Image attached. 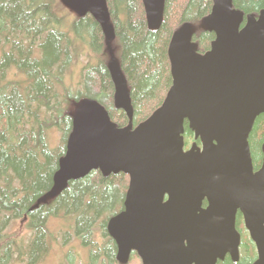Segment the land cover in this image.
Listing matches in <instances>:
<instances>
[{
  "label": "water",
  "instance_id": "1",
  "mask_svg": "<svg viewBox=\"0 0 264 264\" xmlns=\"http://www.w3.org/2000/svg\"><path fill=\"white\" fill-rule=\"evenodd\" d=\"M61 1L81 17L91 14L113 42L107 0ZM142 1L149 29L159 30L166 0ZM244 19L233 0H214L204 25L216 38L206 54L196 51L190 23L174 34L168 51L173 85L162 107L138 127L114 60L115 103L129 125L118 127L93 99L77 108L54 191L98 170L130 177L125 210L108 225L118 262L128 264L136 252L142 264H219L228 256L237 264L241 213L256 245L254 264H264V144L257 172L249 144L264 115V10L243 27ZM185 122L201 146L185 150Z\"/></svg>",
  "mask_w": 264,
  "mask_h": 264
},
{
  "label": "trees",
  "instance_id": "2",
  "mask_svg": "<svg viewBox=\"0 0 264 264\" xmlns=\"http://www.w3.org/2000/svg\"><path fill=\"white\" fill-rule=\"evenodd\" d=\"M107 5L115 31L112 43L94 17L78 16L73 23V30L93 50L92 63L83 69L79 88L73 89L66 77L78 51L56 14L61 0H0V264L42 262L53 248L48 229L53 217L74 219V235L64 237L79 239L92 264H119L108 225L125 210L130 177L104 176L98 170L70 181L62 192L54 191L75 112L82 101L93 99L118 127L129 125L130 119L115 103L109 70L114 60L126 78L133 127H138L162 107L173 85L168 51L174 34L190 23L200 54L208 53L216 38L204 25L214 0H166L157 31L148 27L142 0H107ZM233 6L244 13V27L248 16L257 18L264 10V0H233ZM52 131L59 134L55 148L48 141ZM184 139L185 150L201 146L188 122ZM249 144L257 172L263 165L264 115L255 121ZM23 227L31 236L22 235ZM237 230L242 238L237 264H254L256 245L241 213ZM70 255L74 262L76 255ZM135 257L139 258L133 252L131 259ZM219 264L236 263L228 256Z\"/></svg>",
  "mask_w": 264,
  "mask_h": 264
},
{
  "label": "rangeland",
  "instance_id": "3",
  "mask_svg": "<svg viewBox=\"0 0 264 264\" xmlns=\"http://www.w3.org/2000/svg\"><path fill=\"white\" fill-rule=\"evenodd\" d=\"M56 14L61 18L63 26L62 30L68 34L69 39L75 44V48L78 51V57L73 65L71 71L66 77V83L73 87V89L79 88L81 82V75L83 69L92 63L93 50L87 44L80 33H76L72 26L76 20V12L69 7L65 6L61 2L56 10ZM115 40V39H114ZM113 40V41H114ZM112 43V42H111ZM113 61L111 60V63ZM48 141L51 148L57 147L59 144V134L57 131H52L49 134ZM48 229L50 232V237L52 238L53 248L49 255L39 264H92L89 259V253L86 248H84L79 239L76 237L69 241L68 237H64V233H71L74 235V219L73 218H51L48 224ZM22 235L27 238L31 236L28 230L23 227ZM63 233V234H62ZM98 238L101 239V235L98 234ZM76 255V259L73 262V258H70V253ZM69 258L67 259V255ZM118 261V260H117ZM119 264H122L119 262ZM128 264H142L141 260L137 257L130 259Z\"/></svg>",
  "mask_w": 264,
  "mask_h": 264
}]
</instances>
